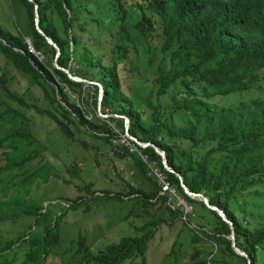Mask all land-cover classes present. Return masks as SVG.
Returning <instances> with one entry per match:
<instances>
[{
	"label": "trees",
	"instance_id": "obj_1",
	"mask_svg": "<svg viewBox=\"0 0 264 264\" xmlns=\"http://www.w3.org/2000/svg\"><path fill=\"white\" fill-rule=\"evenodd\" d=\"M18 1L24 6L28 28L24 33H14L0 24V53L15 69L29 76L40 89L48 107L28 103L20 93L11 90L8 77L2 71L0 121L9 127L14 121L27 120L21 108H31L47 115L63 135L80 145L86 146L80 132L113 143L124 134V118L97 114L101 86L100 111L126 116L129 134L140 141L153 142L164 150L166 162L174 172L164 168L160 156L151 146L142 147L124 137L155 162L174 192L192 207V213L186 214L187 219L182 221L179 219L180 207L165 206L170 214L166 223H176L178 219L181 230L188 231V237L178 235L171 243L164 257L165 264H174L188 242L214 246L210 258H200L189 264L248 262L247 257L237 254L231 247L227 237L231 232L230 225L202 201L188 196L176 173L181 174L189 190L201 192L210 204L223 210L232 222L236 246L246 252L249 264H259L261 257L264 262V222H250L248 206H232L236 193L264 185V96L221 107L208 102L218 95L249 91L260 81V74L264 71V0H146L144 4H137L139 17L135 26L146 41L152 36L156 21L160 27V33L153 36L161 39V59L153 77L154 86L145 98L146 110H138L134 99L124 90L119 74L120 58L115 56L112 63L105 64L104 54L93 53L92 49L81 44L78 31H85L90 23L87 18H80L78 0ZM35 3L39 27L58 46V56L56 49L35 27ZM112 5L114 16L111 21L114 23L120 19L121 31L127 34L124 28L126 15L120 0L113 1ZM25 37L44 56L43 60L29 50ZM114 47L121 49L123 46ZM76 49H81L80 59L84 64L81 70L70 67L71 71L86 78L92 68L97 69L92 76L97 84L73 81L53 65L56 58L59 66L69 67L70 61L76 58ZM67 88L74 92L76 99L71 97ZM161 97L166 98L167 103L162 102ZM9 102H15L21 108ZM8 115L12 118L8 119ZM33 143L36 138L25 122L1 137L0 148L4 146V150L0 151V162H3L0 171L24 165L41 155V146L32 147L27 153L20 152L23 146ZM115 145L122 150L121 155L133 157L140 173L151 179L149 167L137 152H130L125 145ZM151 181L154 189L148 192L129 186L125 194L103 196L114 200L138 198L137 201L144 205L167 200V195L159 194L158 182ZM80 201L76 199L69 206H63L62 212L55 216L51 215L49 207L42 210V206H29L23 211L33 216L35 224L40 223L43 228L42 238L35 239L34 243L42 245L44 258L59 243L60 218L69 209L79 208L76 205ZM193 204L200 205V209L214 216V226L209 231L189 226L197 207ZM89 207L84 206V209ZM134 207L128 206L126 215L133 213ZM143 207L148 209L150 206ZM17 216L13 213L4 218ZM163 221L162 214H157L148 220L152 228L146 229L143 225L140 234L124 236L97 252L86 250L74 264H147L146 253L155 237V228ZM82 242L83 238L78 234L77 239L70 240L68 250L76 249V253H80ZM13 244L6 241L0 255L9 251ZM35 253L36 247L31 246L27 257L31 259ZM0 264H13V258Z\"/></svg>",
	"mask_w": 264,
	"mask_h": 264
},
{
	"label": "rangeland",
	"instance_id": "obj_2",
	"mask_svg": "<svg viewBox=\"0 0 264 264\" xmlns=\"http://www.w3.org/2000/svg\"><path fill=\"white\" fill-rule=\"evenodd\" d=\"M113 1H77L80 18H87L90 23L89 26L86 25L85 31H78L81 44L92 49L93 53L104 54L105 64L112 63L115 56L120 58L122 63L119 74L124 90L134 99L138 110H146L145 98L154 86L153 77L156 74L157 63L161 59V39L153 36L160 33L159 23L156 21L153 34L146 41L135 26L139 17L137 4H144L146 0H120L122 11L126 15L124 28L127 34H125L121 31L120 19L114 23L111 21L114 16ZM0 24L14 33L26 32L28 19L24 6L18 0H0ZM114 45L123 47L119 49ZM76 50L74 52L76 58L73 60L74 63L72 61V66L76 70H81L84 64L80 59L81 49ZM96 70L92 68L86 78L96 81L92 77ZM2 71L8 77L7 83L11 90L20 93L28 103H34L41 108L48 107L40 89L34 85L29 76L15 69L0 53V73ZM260 75V81L249 91L218 95L208 102L213 106L221 107L263 97L264 71ZM67 91L73 99H76L70 88H67ZM86 95L87 90H85ZM152 97L154 98V95ZM160 100L167 103L164 97ZM9 103L21 108L15 102ZM21 110L24 111L27 120L14 121L9 127L0 121V138L25 122L35 136L36 143L23 146L20 152L27 153L32 147L37 146H41L43 152L24 165L0 171V249L6 241L14 242L9 251H4L0 255V262L13 258V264H66L65 261L74 264L86 250L97 252L110 243L118 242L124 236L140 234V226L145 225L146 229L152 228L148 220L154 219L157 214H162L165 221L155 228L157 231L146 253V261L147 264H165L164 257L171 243L178 235L183 238L188 237V231L181 230L182 225L178 219L176 223H166L170 214L165 206L168 204L171 207H180L179 219L184 221L188 216L186 214L192 213L191 205L186 203L180 194L174 192V189L167 200H157L152 205H144L140 200L137 201L138 198L114 200L103 196L113 193L125 194L129 186L138 187L145 192L154 189L151 180L158 181V176H163L155 168V162L149 164L148 174L151 179H147L138 170L133 157L121 155V149L115 145L118 143L129 147L123 135L113 140V143H109L80 132L86 145L84 146L63 135L47 115L31 108H21ZM7 118L12 117L8 115ZM3 147L0 151L4 150ZM159 194L164 193L159 191ZM76 199L81 200L76 205L80 207L75 210L69 209L60 218L59 243L44 258L42 245L34 243L35 239L42 238L43 228L40 223L35 224L33 216L26 215L23 211L29 206H42V210L49 207L51 215L55 216L62 212L63 206H69ZM232 201V206L235 207L248 206L247 216L250 222H264V185L238 192ZM84 206L91 207L86 210ZM128 206L135 207L133 213L126 215ZM143 206L150 207L144 209ZM192 206L197 207L194 209L195 214H192L189 226L207 231L213 228L214 216L207 210L200 209V205ZM13 213L18 216L4 218ZM78 234L83 238L81 245L83 249L80 253H76V249L68 250L70 240L77 239ZM31 246L36 247L37 253L29 259L27 252L30 251ZM211 251H214L212 245L188 242L174 264H189L200 258L208 259L212 256ZM262 258H259V264H264Z\"/></svg>",
	"mask_w": 264,
	"mask_h": 264
},
{
	"label": "water",
	"instance_id": "obj_3",
	"mask_svg": "<svg viewBox=\"0 0 264 264\" xmlns=\"http://www.w3.org/2000/svg\"><path fill=\"white\" fill-rule=\"evenodd\" d=\"M29 1H33V0H29ZM34 24H35L36 29H37V30H38V31H39V32H40V33L46 38L47 42H48L49 44H51L52 46H54V48L56 49V55L58 56V55H59V48H58V46H57V45L52 41V39H51L49 36H47V35L41 30V28L39 27V15H38L37 4H36V3L34 4ZM53 65H54L56 68L61 69L62 71H64V72L67 74L68 78L71 79V80H73V81L84 82V83H88V84H96V82H94V81H90V80H88V79H86V78H82V77H80V76H78V75H74V74H72L68 68H64V67L59 66V65L57 64V62H56V58H55V60H54ZM102 91H103V90H102V87L100 86V87H99L98 102H97V103H98V104H97V114H98L99 116H101V117H106V116H108V114H103V113L100 111V101H101V97H102ZM109 115H111V116H119V117H123V118H124V121H125V131H124V135L127 136L129 139L135 141L137 144L143 146V147H145V146H151V147L155 150V152L160 156V158H161V162H162L164 168H165L166 170H168V171L174 172L173 168L170 167V166L167 164V162H166V154H165V152H164L163 149H161L159 146L155 145L153 142H150V141H148V142H141V141H139L136 137H134V136H132L131 134H129V132H128L129 120H128V118H127L126 116H124V115H117V114H114V113H111V114H109ZM176 175H177V177L179 178L180 186L182 187L183 191H184L188 196H190L191 198H195V199H198V200L202 201L203 204H204L207 208H209V209L214 210L215 212H217V214H218V215H219V216H220L225 222H227V223L230 225V227H231V232H230V234H229L227 237H228V238L230 239V241H231V247H232V249H233L237 254H239V255H241V256H245V257H247V260H248L247 264H249V263H250V260H249V258H248V256H247L246 252H245L243 249H241V248H239L238 246H236V243H235V233H234V230L232 229V222H231L229 219H227V217H226L225 213L223 212V210L220 209V208H218L216 205L210 204L209 201H208V199H207V197H206L204 194H202L201 192L196 193V192H193V191L189 190L188 187L183 183V179H182L181 174L176 173Z\"/></svg>",
	"mask_w": 264,
	"mask_h": 264
},
{
	"label": "built area",
	"instance_id": "obj_4",
	"mask_svg": "<svg viewBox=\"0 0 264 264\" xmlns=\"http://www.w3.org/2000/svg\"><path fill=\"white\" fill-rule=\"evenodd\" d=\"M28 48H29V50L32 52V53H34V54H36V55H38V57L39 58H42L43 56H42V54H40L38 51H36L35 50V48L31 45V44H29L28 45ZM118 144V143H117ZM120 145V144H119ZM128 145H129V147H127L128 148V150L130 151V152H137L138 154H139V156L141 157V159H142V161L143 162H145L146 164H147V166L149 167V164H151V163H153V161H151V160H149V158H148V156L146 155V154H142L141 152H140V150L137 148V146L135 145V144H130L129 142H128ZM139 145V144H138ZM141 146V145H140ZM120 153H122V150H120ZM154 165V164H153ZM155 166V165H154ZM155 168L158 170V168L155 166ZM159 171V170H158ZM162 174V173H161ZM157 181V180H156ZM158 185H160V191L161 192H165V193H167L168 195H171L170 193L173 191V187H172V185L169 183V181L165 178V176L163 175V176H161V175H159L158 176Z\"/></svg>",
	"mask_w": 264,
	"mask_h": 264
},
{
	"label": "clouds",
	"instance_id": "obj_5",
	"mask_svg": "<svg viewBox=\"0 0 264 264\" xmlns=\"http://www.w3.org/2000/svg\"><path fill=\"white\" fill-rule=\"evenodd\" d=\"M25 39H26V42L28 43V45L29 44H31V41H30V39L28 38V37H25ZM32 45V44H31ZM54 47V46H53ZM40 53V52H39ZM41 54V53H40ZM36 55V54H35ZM37 57H38V55H36ZM43 56V55H42ZM39 58V57H38ZM39 59H41V60H43L44 59V56L42 57V58H39ZM72 61L73 60H71L70 61V66L69 67H64V68H68L69 70H70V72L72 73V74H74V75H77V74H75L74 73V71H71V69H70V67H73L72 66ZM73 63H74V61H73ZM74 68V67H73ZM75 70H76V68H74ZM79 76V75H78ZM81 77V76H80ZM82 78H84V77H82ZM87 79V78H86ZM88 80H90V79H88ZM90 81H92V80H90ZM94 82H96V84H97V81H94ZM109 115V114H108ZM107 117V116H106ZM119 117V116H118ZM124 125H125V121H124ZM123 136L125 137V138H127V139H129L127 136H125L124 134H123ZM129 140H131V139H129ZM133 141V140H132ZM140 141V140H139ZM135 142V141H134ZM141 142H143V141H141ZM136 143V142H135ZM143 147V146H142ZM161 189V188H160ZM160 191V190H159ZM158 191V192H159ZM162 193H164V194H166L167 196H168V194L167 193H165V192H162ZM170 198V197H169ZM195 199V198H194ZM177 206H179V205H177Z\"/></svg>",
	"mask_w": 264,
	"mask_h": 264
}]
</instances>
